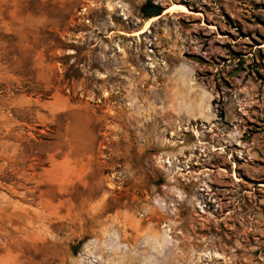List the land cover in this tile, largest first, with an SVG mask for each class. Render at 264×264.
<instances>
[{"label": "rangeland", "instance_id": "obj_1", "mask_svg": "<svg viewBox=\"0 0 264 264\" xmlns=\"http://www.w3.org/2000/svg\"><path fill=\"white\" fill-rule=\"evenodd\" d=\"M147 1L0 0V264H264V0Z\"/></svg>", "mask_w": 264, "mask_h": 264}, {"label": "trees", "instance_id": "obj_2", "mask_svg": "<svg viewBox=\"0 0 264 264\" xmlns=\"http://www.w3.org/2000/svg\"><path fill=\"white\" fill-rule=\"evenodd\" d=\"M141 11H142L144 17L151 18L154 16L162 15L163 9L160 6L154 4L151 0H148L141 7Z\"/></svg>", "mask_w": 264, "mask_h": 264}, {"label": "bare ground", "instance_id": "obj_3", "mask_svg": "<svg viewBox=\"0 0 264 264\" xmlns=\"http://www.w3.org/2000/svg\"><path fill=\"white\" fill-rule=\"evenodd\" d=\"M177 7L178 11L180 12H183V13H187L188 12V9L183 6V5H180V4H175V5H172V6H169L165 11L164 13H168L169 11H173L175 10V8ZM158 17H152L150 19L147 20V23H146V27L142 30H147V28L150 26L151 22H153L154 20H156Z\"/></svg>", "mask_w": 264, "mask_h": 264}]
</instances>
